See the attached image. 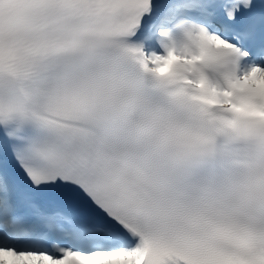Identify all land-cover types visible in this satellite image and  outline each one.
<instances>
[{"label": "snow or ice", "instance_id": "snow-or-ice-1", "mask_svg": "<svg viewBox=\"0 0 264 264\" xmlns=\"http://www.w3.org/2000/svg\"><path fill=\"white\" fill-rule=\"evenodd\" d=\"M0 264H264V0H0Z\"/></svg>", "mask_w": 264, "mask_h": 264}, {"label": "bare ground", "instance_id": "bare-ground-1", "mask_svg": "<svg viewBox=\"0 0 264 264\" xmlns=\"http://www.w3.org/2000/svg\"><path fill=\"white\" fill-rule=\"evenodd\" d=\"M7 258L10 259V260L13 259V258H11V257H7Z\"/></svg>", "mask_w": 264, "mask_h": 264}]
</instances>
